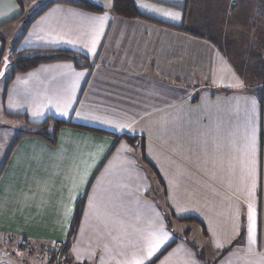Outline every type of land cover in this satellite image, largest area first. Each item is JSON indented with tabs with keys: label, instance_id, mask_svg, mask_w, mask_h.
<instances>
[{
	"label": "crops",
	"instance_id": "crops-1",
	"mask_svg": "<svg viewBox=\"0 0 264 264\" xmlns=\"http://www.w3.org/2000/svg\"><path fill=\"white\" fill-rule=\"evenodd\" d=\"M90 1L103 10L74 0H0V61L12 48L67 49L90 61L11 71L0 115L29 127L48 117L65 124L55 143L16 137L0 168V236H19L45 256L43 247L68 238L84 199L70 264H129L146 252L153 233L167 238L145 264H264V93L261 104L235 61L242 58V34L251 36L256 26L244 10L264 15V8L258 11L257 0H135L144 16L126 18L113 12L112 0ZM92 16H106L94 52ZM257 28L264 33V25ZM69 96L61 115L56 104ZM253 126L250 195L245 162ZM193 224L205 239L203 251L187 236ZM242 229L243 240L222 254Z\"/></svg>",
	"mask_w": 264,
	"mask_h": 264
},
{
	"label": "rangeland",
	"instance_id": "rangeland-1",
	"mask_svg": "<svg viewBox=\"0 0 264 264\" xmlns=\"http://www.w3.org/2000/svg\"><path fill=\"white\" fill-rule=\"evenodd\" d=\"M258 1V11L259 8H264V0ZM252 4L255 3V0H251ZM260 3V5H259ZM250 16H254V24L255 27H250L249 31L251 36L247 33L242 34L243 40V52H238V55H241L242 58L235 61L238 63L237 67L240 73L247 80V86H257L259 85L264 89V33H262L257 28V23H259L260 16L258 12H254L251 14L248 9L244 10V17H247L248 22ZM244 26L246 24V20H244ZM261 29V27H260ZM260 31V32H259ZM258 41L259 43L257 44ZM255 42V43H254ZM13 70V65L9 63L7 69L5 70V75L0 79V110H1V99L4 95L5 86L8 77ZM253 81V82H252ZM29 127L23 119L19 118H10L3 114L0 115V168L6 160V157L11 149V146L16 140V137L20 135L23 131L29 130ZM53 130L51 131V136H53ZM175 223V222H173ZM188 238L195 244H198L200 250H204L206 248L205 239L202 237L201 229L198 225L193 224L191 231L187 234ZM19 236H13L12 238H8L7 236H0V248H4L6 245L7 249L5 250L8 258H4L2 253L0 252V264H43L44 261L47 264H53L51 262L48 263L49 256L51 254H57V259L63 258L62 248L58 245H50L45 246L41 250L45 252V256H39L36 252H31L28 247L25 246V240H20ZM4 242V244H3ZM21 244L24 245V249H20ZM42 248V247H41ZM36 250H39L38 248ZM213 257L214 255H206L205 259L208 260V257ZM38 258V259H37ZM44 259V261H43ZM56 264V263H55Z\"/></svg>",
	"mask_w": 264,
	"mask_h": 264
},
{
	"label": "trees",
	"instance_id": "trees-1",
	"mask_svg": "<svg viewBox=\"0 0 264 264\" xmlns=\"http://www.w3.org/2000/svg\"><path fill=\"white\" fill-rule=\"evenodd\" d=\"M67 1V0H66ZM70 1V0H69ZM76 5L82 6L88 10L91 11H102L103 8L102 6L90 1V0H74ZM54 1L50 2L53 3ZM49 4V5H50ZM48 5V4H47ZM46 6V5H45ZM44 6V7H45ZM43 7V8H44ZM261 11L263 8H260ZM112 10L115 14L126 17V18H135L139 16H144L143 14L140 13L138 10L135 0H112ZM263 14L259 15L260 18ZM264 16V15H263ZM258 24L264 25V18L259 20ZM257 44L259 43L256 41ZM264 42V41H262ZM6 56V53L2 54V61H0V66L4 62V57ZM8 59L10 63L13 65V74L19 71H26L28 69H31L35 66H37L40 63L43 62H49L53 60H72L74 61L78 66H89L90 61L86 56H84L82 53L67 50V49H62V50H56V51H49V50H31V51H22V50H17L16 48H12V50L9 52ZM11 78V77H10ZM248 90H258V95H259V101L262 104L263 103V93L264 89L261 88L259 85L257 86H248ZM225 90V89H224ZM27 120V118H25ZM65 124L64 121H59L56 119H52L51 117H48V119L41 123V124H36V125H31V129L23 131L18 138L22 136H39L45 140H48L49 142L55 143L56 142V136H57V128L58 126H61ZM52 125L55 126V129L53 130V136H51V131H52ZM87 128H92V127H87ZM97 130H101L98 128H95ZM130 143H134L136 140H138L137 137H127ZM143 146H142V154L144 155L143 151ZM145 156V155H144ZM83 207H84V199L80 200L76 207V211L72 220L70 232L68 235V238L62 242L60 245L62 248V253L63 258L60 260L57 259V261L54 259L56 258L57 254H51L49 262L53 264H70L71 259L69 258L68 251L70 249L72 240L75 237V234L78 230L82 213H83ZM193 218V217H192ZM244 232L245 230L242 229V232L239 236V238L234 241L231 245L228 247L224 248L221 250V253L224 254L228 250H230L231 246L235 244L237 241H241L244 238ZM21 246L24 247L23 244ZM20 246V247H21ZM25 246L29 248L36 249L33 245L29 244L28 242L25 241ZM207 264H213V263H207Z\"/></svg>",
	"mask_w": 264,
	"mask_h": 264
},
{
	"label": "snow or ice",
	"instance_id": "snow-or-ice-1",
	"mask_svg": "<svg viewBox=\"0 0 264 264\" xmlns=\"http://www.w3.org/2000/svg\"><path fill=\"white\" fill-rule=\"evenodd\" d=\"M142 7H146V5H142ZM156 11H160V10H156ZM163 15L171 17L173 19H179L180 18V13L177 12H168L165 11L163 12ZM89 20L94 21V22H98V27L94 29V37L92 40V45L90 48V51L94 52L95 51V46H96V42L99 38L100 32L102 31V27H103V22L106 19V16H92V17H88ZM51 43H56L57 40L55 38H53L51 41ZM69 43H71V41H69ZM82 75V74H77V76ZM255 105H256V101L253 99L252 100V110L253 112H255ZM71 106V99L70 96L67 100H65L63 102V106L61 107V103L57 102L56 107L58 108V110H60V114L61 115H66L67 114V109ZM42 113L38 110L37 112L34 113L35 116H39ZM82 114L81 113H77V117H80ZM84 118L86 119H98L97 117L94 116H84ZM105 123H111L108 121H105ZM116 127L118 128H125L128 127L127 125L124 124H117ZM255 153H256V137H255V127H252L251 130V135L247 144V158H246V168H247V172L248 175L252 178V188L250 190V195L254 192L255 190V172H256V159H255ZM87 176V172L85 171V173L83 174V176H81V182H83L86 179ZM248 220H249V237H250V243H254L255 242V236H254V227H255V211L253 208L252 203L248 204ZM70 212V210H69ZM167 238V234L166 233H162L161 235H157L156 233H153L151 235V238L146 242V252H141V254L139 255H135L133 257V259L129 262V264H145V262L150 259L161 247L162 243L164 242V240Z\"/></svg>",
	"mask_w": 264,
	"mask_h": 264
},
{
	"label": "water",
	"instance_id": "water-1",
	"mask_svg": "<svg viewBox=\"0 0 264 264\" xmlns=\"http://www.w3.org/2000/svg\"><path fill=\"white\" fill-rule=\"evenodd\" d=\"M8 55H9V52L6 53V56L4 57V62L0 68V79L4 76L6 67L10 63V61L8 59Z\"/></svg>",
	"mask_w": 264,
	"mask_h": 264
},
{
	"label": "built area",
	"instance_id": "built-area-1",
	"mask_svg": "<svg viewBox=\"0 0 264 264\" xmlns=\"http://www.w3.org/2000/svg\"><path fill=\"white\" fill-rule=\"evenodd\" d=\"M20 249L22 250V249H24V247H23V246H21V247H20Z\"/></svg>",
	"mask_w": 264,
	"mask_h": 264
}]
</instances>
